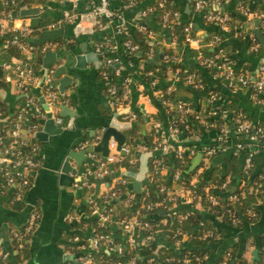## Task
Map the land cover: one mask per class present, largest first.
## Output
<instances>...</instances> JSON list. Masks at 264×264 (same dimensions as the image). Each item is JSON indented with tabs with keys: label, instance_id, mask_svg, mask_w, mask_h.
<instances>
[{
	"label": "built area",
	"instance_id": "2783aa9c",
	"mask_svg": "<svg viewBox=\"0 0 264 264\" xmlns=\"http://www.w3.org/2000/svg\"><path fill=\"white\" fill-rule=\"evenodd\" d=\"M64 1L60 0V2ZM67 1L71 2L72 6L65 12L64 24L68 23L72 26L76 37L88 35L94 39L95 49L102 58L103 78L107 82L106 93L110 105L116 110H125L128 106L130 108L132 91L140 83L139 81L144 78L136 71V66L131 57L141 56L139 62L144 63L148 56L155 53L157 48L166 47L163 36L147 22L149 16L154 13L155 7L150 6L143 10L139 16L131 19L127 16L126 11L132 8L137 0H129L128 2L118 0L123 2L120 8H114L113 2L115 0H87L88 5L85 10L78 9L79 3L84 0ZM0 3L7 6L14 4L15 0H0ZM224 3V0H195L193 8L196 12H204L208 21L229 28L231 26L230 18L223 11ZM164 4L165 0L160 2V5ZM15 11L18 10L3 8L0 11V27L3 32H10V35L2 40V50L6 51L7 48L15 46L21 51L19 58L4 60L0 63V73L6 74L5 79L3 78L6 87L0 90L3 93L15 91V93L22 96V103L13 111L6 110L0 104V189L4 195L9 196L12 204L24 201L26 193L33 187L37 172L42 166L43 154L36 138L42 127V120L47 117L49 112L57 123L62 124L63 118L60 115L62 105H66L70 101L59 91L55 69L48 68L46 74H42L32 59V54L35 52L46 53L61 47L58 40L47 41L42 45H36L30 41V38L35 37L43 30L57 28L59 22L45 27H34L29 23L17 26L15 24L17 17H15ZM242 13L246 18L253 14L259 18L264 32V7L257 10L256 13H252L248 7H242ZM172 15L171 12H166L162 16V22L167 24L168 28L174 30L177 25L182 24L183 14L180 10H176ZM194 24L192 19L185 23L186 37L183 43L195 42L200 44L199 42L204 40L203 37L198 38L196 35H191ZM110 26L113 28V34L111 36L102 35ZM131 27L145 34L150 45L145 53L142 52L141 45L128 36ZM244 27L243 23L237 26L239 30H244ZM118 37H123V40L118 41ZM222 40L221 34H215L205 42H207V47L218 48ZM170 50H173V48L169 46L163 49V62L178 63L179 55L177 52L170 53ZM255 50H259L257 46ZM198 56L204 67L214 70V76L223 81L228 88L232 90L246 89L255 100L264 97V60L259 65L256 73H248V71L238 73L232 59L227 56V52L222 48L213 55H205L203 50L200 49ZM141 66L145 67V63ZM160 69L154 68L147 72L148 75L153 77L149 84L154 89L157 88L156 86L160 81V77L156 74ZM180 72L179 69L172 72L175 76L172 78H180L197 89L204 88V84L196 72H192L184 78H181ZM174 90V84L169 83L167 88L159 93L161 94L162 105L170 117L167 130L170 136L175 139V143L169 139H158L152 147L134 140L124 141L120 144L114 136H111L107 155L102 157L95 151L87 154L90 162L82 176V182L76 184V187L91 188L92 178L102 181L109 180V184L107 192L101 197L102 202L97 199L89 202L92 212L99 218L98 224L93 228V235L85 242L80 236L75 238L76 242L82 241V247H90V250L81 253L75 260H70L66 264H100L101 261L96 256L103 251L125 258L127 249L133 250L138 243L145 244L153 239V224L146 217H150V214L159 208L168 209L172 204L178 202L180 197H188L193 200L198 196L195 191L187 186L179 184L172 189L168 183L163 182V174L169 171L167 159L170 155L180 162L179 167L171 170L172 178L177 183L183 175L181 166L186 164L185 154H189L192 158L197 153H202V161L198 168L191 173V184L196 185L194 181L200 183L202 176L206 174L211 165L212 159L223 155L237 156L238 160H241L243 175L250 178L255 169L254 156L264 151V146L260 145L264 137V127L259 122L253 123L243 118V114L236 113L234 109L220 105L219 98L216 95L209 96L208 105L196 108L188 101L172 98ZM41 97L44 98L49 109L44 107ZM218 115L228 117V119L231 118V120L211 121V118ZM122 117L125 122L132 126L133 121L137 118V113L127 111L122 114ZM192 122H199L207 129L217 128L220 135L212 143L209 142L202 147L185 145L186 142L184 143L179 137L184 130H192ZM180 125L184 126L183 132H181ZM161 126V123L156 124L157 128H161ZM101 139L102 135L96 136L97 142H100ZM92 145L94 146L93 142L87 139L81 143L80 147L86 148ZM142 148L152 151V169L149 180L158 185L162 197L153 201L144 199V203L135 205L140 197L138 198V195L134 192H128L127 190L126 204L134 207L135 212L131 216L119 217L116 214V207L111 205V202L121 196V186L128 188V179L122 175L116 176L115 172L117 168L124 167L126 164L135 165L137 159L134 152ZM261 176L264 179V171ZM227 184H229V179H227L224 186L227 187ZM246 186V181L243 180L241 189ZM214 187H216L214 184L205 187L207 199L210 203L208 209L219 203L217 196L211 192ZM248 189L249 191L253 190L252 187ZM143 193H145L144 197L150 195L148 187L142 190L141 194ZM240 196H246V192L243 190L241 195L231 193L229 200L237 201ZM262 198L264 199V192H262ZM248 214L255 216L256 212L248 209ZM39 218V212L32 210L23 228L12 229L11 234L17 252L26 249L27 239L35 230ZM114 225H117L123 231V242H117V238L114 237L112 232ZM145 231L149 234L143 238L141 233ZM186 234L187 232L181 230V228L177 229L175 236H178L176 239L178 242L176 245H179L181 236ZM208 235L214 236V232L210 231ZM11 255V250L1 251L0 264H8ZM225 255L221 264H228L231 253L228 252ZM167 260L175 261L171 258H167ZM203 260L204 257L196 256L193 261V258L188 254L185 255L182 262L185 264H191L192 262H194L193 264H201ZM136 261L137 257L133 255L131 261L125 264H135ZM178 262L180 261L175 264H178ZM113 264L124 263L118 261Z\"/></svg>",
	"mask_w": 264,
	"mask_h": 264
},
{
	"label": "crops",
	"instance_id": "0c3cea01",
	"mask_svg": "<svg viewBox=\"0 0 264 264\" xmlns=\"http://www.w3.org/2000/svg\"><path fill=\"white\" fill-rule=\"evenodd\" d=\"M194 1L195 0H173V3L179 6L183 14L181 22L186 23L188 19L191 18L197 25L196 36H198V38H211L215 34H221L223 37L221 45H229L227 56L230 54L229 58L232 59L235 67L246 69L248 73H256L259 65L264 60V40L259 35V30L263 32L260 19L254 16V14L250 15L243 23L245 26V34L239 37L236 34H232L230 31L231 26L226 28L218 24L208 25L204 20L205 14H201V12H196L194 10L192 6ZM154 2V0H137V3L126 11V14L129 18L133 19L139 16L146 8L154 6ZM188 4H191V9L189 11L187 10ZM237 5L238 0H225L224 8L226 10L233 9ZM32 7H37L41 10L39 14L41 18L39 27H45L55 22H59L57 28L62 26V24L66 26L65 38L58 39L61 43V47L52 50V52L56 53V59L49 68L55 69V77L58 86L60 85V79L65 78V76L73 78V83L66 88L65 93L62 95L70 99L69 103L66 105L75 111L76 117L75 123H72V118L69 115L63 116L60 112L63 118L61 129L57 128L53 123L52 126L49 124L53 118L49 112L47 117L42 120V127L36 136L43 154L42 166L37 172L33 187L26 193L23 202L12 204L9 196L4 195L0 189V252L12 251L8 264H66L70 260H75L81 253H86L90 250V247H82V241L76 242L75 238L76 236H80L84 239L83 242H85V240L93 235V228L95 225L93 222L89 221L95 220L97 215L92 212L89 202L97 197H102L107 192L109 180L102 181L92 178L93 184L91 188L76 187V184L82 182V176L90 162L87 154L92 151L86 153L85 160L82 164L78 162V155L75 154L76 156L71 157V164L78 169L76 174H72V176H74V182H68V184L62 183L59 170L64 164L65 159L70 157L73 152L80 153L89 147L98 146V144L102 142L107 130L112 127L115 118H117V113L122 110H116L110 105L106 93L107 82L103 78L104 67L102 58L95 49L92 36L82 35L76 37L72 30V26L68 23L64 24L65 12L69 10L71 6L64 5L60 0H34L32 6L27 8ZM86 8L85 0L81 1L78 9L85 10ZM147 22L163 36L164 45L173 48L177 52L179 55V62H183L188 68H195L197 70L196 72L204 84V88L197 89L180 78H172L175 76L171 73V77L168 78L167 82L174 84L176 99L188 101L198 108L208 105L210 95H216L219 98L220 105L231 108L232 110L235 107L240 108L250 119V122H264V97L260 100H255L246 89L232 90L228 88L223 81L215 77L214 74H207V72H205L207 68L202 65L198 56V51L200 49L204 50L207 47L205 38L199 42L200 44L195 42L180 44L178 36L174 34V30L166 26V28L163 29L160 23L153 20L151 16H149ZM27 23L32 25V19L18 14L15 24L21 26ZM2 31L0 27V63L4 60H11L7 59L9 54L2 50V40L4 39ZM112 34L113 28L110 26L102 35L111 36ZM39 35L40 33L36 34L35 37ZM71 37L77 38L75 39L76 44L69 46L68 42L72 40L70 39ZM122 40L123 37H118V41ZM174 41L175 43L173 44ZM251 41L254 42V45L250 44ZM256 46L259 49L258 51L255 50ZM164 48L159 47L152 56H148L144 62L145 66L155 69L161 68L165 64L162 60V51ZM158 52H160L161 56L156 57ZM46 53L35 52L32 54L33 61H39L40 63V66H37L40 72L45 68L44 58ZM79 55H83L85 58L80 67L77 66L76 60V57ZM140 58L141 56H138L137 60L139 61ZM140 63V65H144L143 62ZM62 66H64L66 70L64 74L57 77L56 72ZM2 74V78L6 77L5 73ZM163 84L159 81L155 89L147 84L146 87L150 92L148 95L143 90L145 87L144 85H140L139 83L134 87L130 108L128 106L125 110L126 112L135 111L137 113V118L133 121L132 126L117 129L122 134H126L124 135L125 141H133L132 138L134 134H132L131 129L135 125L139 127V130H137L138 134L153 135L152 133H156V136H153L154 142L158 139L175 141L167 130L168 120L170 119L169 115L167 114L168 118L166 117V119L163 120L159 118V112L163 111V107L160 105L161 94L159 93L163 88L159 87V85ZM5 87H0V89ZM155 99L158 100L159 103H157ZM21 103L22 96L15 93V91L3 93V91L0 90V104L6 110L13 111ZM122 114H119L118 120L122 123H127L122 117ZM224 119L226 121L231 120V118L228 119V117L225 116ZM158 123H161V128L156 127ZM57 124L59 123L56 122V125ZM191 124L192 130H184L179 137L184 143L186 142L185 145H193L197 148L202 147L209 142L212 143L214 139H217L220 135L217 128L207 129L199 122H192ZM97 135H102L100 142L96 141ZM87 139L93 142L94 146L92 145L86 148L80 147L81 143ZM135 140L139 141V139ZM95 152L102 157L105 156L102 151L95 150ZM146 153H151V155L148 157V170L142 181L141 191L138 193L134 189L136 178L128 174V172L140 173L142 157ZM134 154L137 159L136 164H126L124 167L117 168L115 175L126 177L128 179V192H134L138 195L141 194L144 188L148 187V184H153V182L149 180L153 154L151 150H145L144 148L135 150ZM198 154L199 153L194 155L191 160ZM169 158L172 164L177 161L171 155ZM222 159V157L213 158L207 171L214 163H221ZM239 163L241 164V160H239ZM240 166L242 170V164ZM171 170V167H169V171L163 174V182L168 183L173 189L178 186L179 183L175 182L172 178ZM228 179L232 191L238 188L241 189L242 180L239 172H236L234 175L231 174ZM194 183L197 185L199 182L194 181ZM193 200L184 197L186 203H190ZM176 203L172 204L168 209H162V214L167 215L172 211L175 213ZM195 207L197 209L203 208L199 202ZM32 210H37L40 214V218L35 230L27 239L26 249L17 252L11 231L12 229L23 228ZM185 218L186 215H182V219ZM161 222L164 224L167 223V218H163ZM219 225L222 224L218 223V226ZM179 228L184 230L182 227ZM112 232L115 238H124L123 231H121L117 225L112 227ZM186 232V235L181 236L179 245H176L178 242L176 239L170 242L169 238L162 230H158L154 238L159 248L169 245L172 247L173 244L176 250H182L185 245L189 244L192 238V234H190L189 231ZM262 232H264V214L259 221L247 225L245 229H242V231L237 234L238 236L235 235L236 233L233 234V232L230 236L232 237L230 240L233 244L236 238H240L242 246L244 247L242 252L248 258L250 264H253L252 261L262 255L260 254L261 251H264V248L262 249L258 245V237ZM208 234L209 232L205 234L204 238ZM144 236L145 234L142 232L141 237L144 238ZM219 238L221 241H219L217 245H213L211 247L212 251L204 256V260H207V264H211L212 260L217 259L221 251L225 249L226 244H230L229 242L224 243L226 236H221ZM143 242L145 241L143 240ZM229 249L232 251V248ZM255 250H258L257 255L254 253ZM20 253H22V255H20ZM155 264H162V261Z\"/></svg>",
	"mask_w": 264,
	"mask_h": 264
},
{
	"label": "trees",
	"instance_id": "16d2710c",
	"mask_svg": "<svg viewBox=\"0 0 264 264\" xmlns=\"http://www.w3.org/2000/svg\"><path fill=\"white\" fill-rule=\"evenodd\" d=\"M34 0H15L14 4H9L7 6L2 5L0 3V11L4 8L6 10L9 9H16V10H22L23 8L31 7ZM125 2H128L129 0H124ZM153 3L155 7L154 13L151 15V18L153 20H156L160 23L161 27L164 29L166 28L167 24L162 22V16L166 12H171V15L176 10H180L179 6L173 3V0H165L164 5H160V2L163 0H154ZM86 6L88 5V1L85 0ZM225 2V0H224ZM123 2L120 1H114L113 6L114 8L122 7ZM193 6V5H192ZM242 7H248L252 13H256L257 10L264 7V0H238V5L233 9H225L223 6V11L229 16L230 18V24H231V32L232 34H236L239 37H242L245 34L244 30H239L237 26L239 24L244 23V21L247 19L243 13H242ZM201 14H204V12H201ZM173 16V15H172ZM204 18V15H203ZM191 18L188 19V21ZM205 22L208 25L216 24L214 22L208 21L206 18H204ZM187 21V22H188ZM186 22V23H187ZM149 24V23H148ZM151 26V25H150ZM166 26V27H165ZM185 23H182L181 25H177L174 28V34L178 36L180 44H182L186 37L185 32ZM152 27V26H151ZM3 32V31H2ZM197 33V25L194 24L193 29L191 30V35L195 36ZM4 37L10 35V32H3ZM134 42H137L142 47V52L145 53L146 50L150 47L149 43L147 42L145 34L138 31L136 28L131 27L129 29V35H128ZM205 40H208L210 37H204ZM71 41L68 42L69 46L76 44V37H71ZM257 43V42H256ZM255 43V44H256ZM251 45H254V42H250ZM222 48L226 52L229 50V45L224 44L218 47V48H211L206 47L203 52L205 55H213L216 52L219 51V49ZM6 52L9 54V57L7 59H16L21 56V51L15 47L11 46L7 48ZM175 53L176 51L170 50V53ZM230 54H228L229 57ZM138 57L132 56L131 60L134 62L136 66V71L140 73L144 78L141 79L140 85H144L146 87L147 84L152 80V76L148 75L147 72L153 70L154 68L148 67V66H141L140 62L137 60ZM201 60V59H200ZM35 64L39 67L40 63L39 61H34ZM201 62V61H200ZM202 63V62H201ZM203 65V64H202ZM204 66V65H203ZM180 70L181 72V78H184V76L196 72L197 70L195 68H188L183 62L178 63H165L159 72H156L158 76L160 77V81L164 85H159V87L166 89L169 82H167V78L171 76V73ZM209 71V72H208ZM207 74H214V70L208 69L205 70ZM236 72H246V69L238 68L236 67ZM197 73V72H196ZM198 74V73H197ZM2 73H0V87H5V82L2 78ZM201 75V74H200ZM150 85V84H149ZM144 87V91L148 94H150L148 88ZM200 94V93H199ZM172 98L176 99V95H172ZM157 103H159L158 100L155 99ZM160 105L163 107L161 99H160ZM234 110L236 113L243 114V118L250 120L245 113L240 109L235 107ZM167 113L163 107V111L159 112V118L160 119H166ZM168 118V117H167ZM211 121H224V117L220 118H211ZM189 122V121H188ZM260 125L264 127V122H259ZM139 127L134 126L132 127L131 131L133 135L132 140L135 142H140L143 144H146L150 147L154 146L153 136H156V133H152L153 135L149 134H143V133H137V130ZM181 132L184 130V126L180 125ZM180 132V133H181ZM135 139H139L135 140ZM260 145L264 146V137L262 138ZM221 163H214L213 166L206 172L205 175L202 176V179L198 185L191 184V174L187 175L185 173V168L191 161V157L189 154H185L186 164L182 165L181 168L183 169V175L181 179L178 181L179 184H182L184 186H187L191 188L193 191H195L198 196L194 198V200L190 203H186L184 201L183 197H180L178 202L176 203V212L173 211L170 212L167 215L162 214V208H159L158 210L152 212L150 214V217H146L147 220H149L153 224V233L154 236L157 233L158 230H162L164 234L169 238L170 242H173V239H177L178 236H175V233L179 227H182L184 230L189 231L190 234H192V238L189 241L188 245H185L182 250H176L173 247L169 246H163L158 247V243L156 239L153 237L151 241H147L145 244L138 243L137 246L133 250H128L126 253L125 258H121L120 256L114 254V253H107L106 251H103L101 254L97 255V259L101 261L100 264H109V263H116L118 261H122L124 264L128 261H131V257L134 255L137 257V261L135 264H155L159 261H162V264H175L177 261L178 264H185L182 262L185 255H190V257L193 258V261L196 256H206L208 255L212 249L211 247L213 245H217L221 239L219 237L226 236L224 239V243L229 242L230 244H226V247L221 253L219 254L217 259L212 260L211 264H221L224 257L226 256L228 252L231 253V257L228 259V264H250L248 258L243 254V246L242 242L240 241V238H236L234 244L231 243L232 237L231 234L237 235L239 234L242 229H245L247 225H250L252 223H256L259 221V219L264 214V199L262 198V192H264V179L262 176H258L255 180L250 181V178L247 176H244L241 170V164L239 163L238 157L235 155H223ZM219 158V157H218ZM169 167L171 169H175L180 166V162L176 161L175 163H171L170 158L167 159ZM240 170V171H239ZM236 172L240 173L241 180L246 181V187L243 189H237L232 191L230 189V183L227 184V187L224 186L225 182L227 181L228 177L232 174L234 175ZM211 184L216 185L213 189H211L212 194L217 196L219 203L217 205H212L209 209L207 208L210 203L207 199V192L205 191V187L209 186ZM127 186V185H126ZM252 187L253 190L249 191L248 188ZM122 188V194L121 196L115 198L111 205L116 207V214L119 217H127L134 214L135 210L134 207H130L126 204V192L127 188L125 186H121ZM148 189L150 190V195L147 197L145 196V193L138 194V200L135 202V205H141L144 199H147V201H153L158 200L162 197V194L158 190V185L155 184H148ZM246 192V196H240V199L237 201H231L229 200V195L231 193H237L240 194L242 191ZM99 202H102L103 199L101 197L96 198ZM201 199V200H200ZM200 200V201H199ZM200 202L202 205V209H197L195 205ZM248 209H252L256 212L255 216H250L248 214ZM182 215H186L185 219H182ZM163 218H167V223H162L161 220ZM93 222L96 226L99 222V218H95V220L89 221ZM219 224H222V226H218ZM210 231L214 232V236L207 235V237L204 238L205 234L207 232L210 233ZM145 235H148L149 233L147 231L144 232ZM258 237V245L260 248H264V232L259 234ZM238 236V235H237ZM123 238H117V242H123ZM232 248V251L229 249ZM242 254H241V253ZM262 254L259 256V258L254 259L252 262L253 264H264V251H261ZM22 255V253H20ZM24 256V255H23ZM101 256V257H100ZM167 258L175 259V261H168ZM153 259V260H152ZM192 262L191 264H193ZM201 264H207V260H203Z\"/></svg>",
	"mask_w": 264,
	"mask_h": 264
},
{
	"label": "water",
	"instance_id": "95a60500",
	"mask_svg": "<svg viewBox=\"0 0 264 264\" xmlns=\"http://www.w3.org/2000/svg\"><path fill=\"white\" fill-rule=\"evenodd\" d=\"M63 3L66 6H72V3L67 1V0H65ZM190 9H191V4H188L187 10L189 11ZM40 12H41L40 8L32 7V8H24V9L20 10L19 12L15 11L14 14H15V16H18V14H19L21 16L31 18L32 19V25L34 27H39L40 22H41V18L39 16ZM65 33H66V26L62 25L59 28L43 30L38 37L30 38V41H32L36 45H42V44L46 43L47 41H55L58 39L65 38ZM259 35L264 40V33L261 30H259ZM159 56H161L160 52L157 53L156 57H159ZM55 59H56V53L55 52L49 51L46 53L45 58H44V67L45 68L42 69V74H46L47 68H49L51 66V64L55 61ZM84 59L85 58L83 55H79L76 57L78 67L82 66V61ZM65 70H66V68L64 66H62L61 68H59L57 70L56 76L58 77V76L64 74ZM72 83H73V78H71L69 76H65V78L60 79V85L58 86L60 93L64 94L66 88ZM41 102L44 104V107L46 109H49V107L45 103V100L43 97H41ZM124 112H126V110H122V111L117 113V115H116L117 118H115V121L113 122L112 127H110L107 130L102 142L100 144H98V146L89 147L80 153L73 152V154H71L70 157L65 159L64 164L62 165V167L59 170V172H60L59 175H60L62 183L68 184V182H74V176H72V174H76L78 172L77 167H75L71 164L70 160H71L72 156L78 155L79 156L78 162H79V164H82L83 161L85 160L86 153L89 151H95V150L96 151H102V152H104V155H107L109 152L108 143H109V139L111 136H114L119 141L120 144H122L125 141L124 134H122L120 131L117 130V129L128 128L131 126L128 123H122L118 120L119 114H122ZM61 114L63 116L69 115L72 118L71 122L75 123L76 113L69 106L62 105ZM220 117H221L220 115L215 116V119L220 118ZM52 123L55 124V126L57 128H60V129L62 128L61 124L56 125V121H55L54 117L51 119V122L49 124L52 126ZM150 155H151V153H146L143 155L140 173L128 172V174H130L136 178V182L134 184V189L138 193L141 191L142 181L144 180L145 173L148 170V157H150ZM201 161H202V153H199L196 157H194L191 160V162L185 168V173L187 175H189L192 172H194L198 168V166L201 164ZM254 161H255V169L252 172V174L250 175V181L255 180L258 176L262 175V173L264 171V151L257 153L254 156ZM220 226H222V225H219V227ZM254 253L257 255L258 250H255Z\"/></svg>",
	"mask_w": 264,
	"mask_h": 264
},
{
	"label": "rangeland",
	"instance_id": "374dc122",
	"mask_svg": "<svg viewBox=\"0 0 264 264\" xmlns=\"http://www.w3.org/2000/svg\"><path fill=\"white\" fill-rule=\"evenodd\" d=\"M124 132H125V130H124ZM124 132H123V133H124ZM124 135H126V134L124 133Z\"/></svg>",
	"mask_w": 264,
	"mask_h": 264
}]
</instances>
